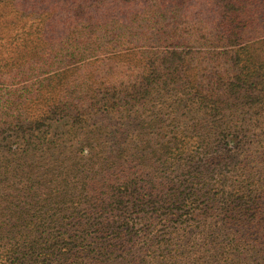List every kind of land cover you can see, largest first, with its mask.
<instances>
[{"label":"trees","instance_id":"obj_1","mask_svg":"<svg viewBox=\"0 0 264 264\" xmlns=\"http://www.w3.org/2000/svg\"><path fill=\"white\" fill-rule=\"evenodd\" d=\"M0 264H264V0H0Z\"/></svg>","mask_w":264,"mask_h":264}]
</instances>
